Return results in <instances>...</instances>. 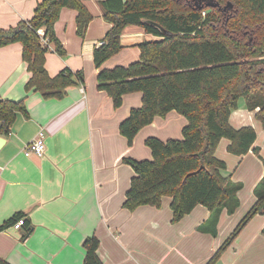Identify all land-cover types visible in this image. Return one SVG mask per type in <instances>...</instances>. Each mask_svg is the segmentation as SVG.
<instances>
[{
  "label": "trees",
  "instance_id": "16d2710c",
  "mask_svg": "<svg viewBox=\"0 0 264 264\" xmlns=\"http://www.w3.org/2000/svg\"><path fill=\"white\" fill-rule=\"evenodd\" d=\"M216 1L220 4L225 0ZM230 1L234 9L225 23L218 8L197 9L188 4L189 0H98L102 16L111 27L92 52L98 70L96 88L108 94L114 108L121 106L125 94L141 93V104L132 107L118 126L127 144L131 146L139 130L157 116L175 111L187 120L180 139L145 138L150 159L122 158L133 171L123 208H158L166 195L170 198L171 220L177 222L195 206L203 205L209 211L206 223L214 233L221 211L233 213L238 207L241 185L221 175L225 164L215 156V150L226 138L232 154L242 157L249 151L259 152L254 146V128H234L229 117L242 96L247 109L254 111V117L264 125V0ZM62 8L77 12L76 34L84 38L93 15L82 0H39L30 19L0 27V47L16 42L22 45L21 58L29 73L26 93L35 90L44 98H59L69 86L84 81L80 70L63 68L50 76L45 68L50 44L57 54L65 53L54 31ZM129 25L139 26L155 38L138 44L137 60L103 67L122 49L120 36ZM39 29H43L42 36ZM248 35L255 39L250 45L245 42ZM18 113L28 116L24 98H0L1 134L10 132ZM253 192L255 202L206 264H212L253 216L264 213V174ZM21 214L15 213L1 223L0 231ZM82 246V264H103L96 236L86 237ZM0 264L10 263L0 258Z\"/></svg>",
  "mask_w": 264,
  "mask_h": 264
},
{
  "label": "crops",
  "instance_id": "0c3cea01",
  "mask_svg": "<svg viewBox=\"0 0 264 264\" xmlns=\"http://www.w3.org/2000/svg\"><path fill=\"white\" fill-rule=\"evenodd\" d=\"M38 1L0 0V27L30 19ZM82 1L93 15L84 38L76 34L77 12L62 8L54 31L65 53L57 54L50 44L45 55L50 76L63 68L83 73V83L69 86L62 97L44 98L35 90L26 93L29 73L21 58V43L0 47V98H24L28 114L18 113L10 132L0 133V224L15 213H22L18 219L23 220L18 229L13 227L17 219L0 231V258L10 264H82L83 240L94 235L103 264H205L219 247L216 237L209 235L216 229L213 233L207 225L205 207L195 206L175 224L169 222L170 200L164 205L170 210L166 220L161 214L164 206L141 205L132 211L122 207L133 174L122 158L138 157L134 146L141 134L145 140L146 132L158 129L159 118L165 116L141 128L131 146L119 133V123L132 107L141 104V93L140 97H131L135 92L125 94L121 106L114 108L108 94L96 88L98 70L92 52L111 24L103 18L98 0ZM153 38L139 26H126L120 36L122 49L103 67L137 60L138 44ZM253 112L248 111L247 121L256 119ZM234 116L229 117L234 128L253 127L245 123L243 112ZM40 130L44 133L43 156H25L24 145ZM255 222L257 227L242 245L240 235ZM263 227L264 215L257 214L233 241L235 248L242 245L246 249L261 240L257 254L261 262ZM188 234L193 236L190 241Z\"/></svg>",
  "mask_w": 264,
  "mask_h": 264
},
{
  "label": "rangeland",
  "instance_id": "374dc122",
  "mask_svg": "<svg viewBox=\"0 0 264 264\" xmlns=\"http://www.w3.org/2000/svg\"><path fill=\"white\" fill-rule=\"evenodd\" d=\"M228 3L232 5L231 8L227 7ZM220 7L221 9H219V11L222 14L223 21L226 23L228 21L229 15L232 14L231 12L234 9V4L230 0H225L223 2H220ZM224 7H226V9H223ZM253 41H255V39L252 35H248L246 37L245 42L247 44L250 45ZM260 57L261 56H259V58ZM255 58L256 57H252V59H255ZM135 93L136 94H131V97L133 96L140 97L139 92H135ZM248 111L249 110L246 107L245 100L241 96L237 99V107L234 110H232L231 114L233 117H235L234 115H238L239 112H243L245 114V118H246L245 123L249 125H253V128L256 131V140H255L254 146L259 148V152L254 153L252 151H249L247 154H245L242 157L232 154L228 152L227 150L229 141L226 138H222L218 142V145L215 150V156L218 159L222 160L225 164V167L221 169L220 171L221 175L224 177H230L232 181L238 182L241 185V188L237 193V196L239 199V205L237 209L233 213H228L226 209H223L216 223L217 225L215 228L216 229L215 234L214 235H212V233L209 234L210 236L216 237L215 241L219 242V247L222 245L225 239L232 233V231L235 229L237 224L240 222V220L244 217V215L250 209L252 204L255 202V195H254L253 189L264 174V163H263L264 161V125L260 121L256 119H252V118L251 120L247 121V117L249 115ZM253 115H254V112H253ZM158 121H160L159 123L160 127L151 132H146L147 134H149L148 136L158 137L156 134H159L163 136V137H158L161 140H166L168 138H172V139L182 138L181 130H182V127L187 123V120L185 119V117H183L182 115L178 114L175 111H172V112H169L165 116V118H159ZM232 124L234 126L236 125V123L234 122ZM134 147H135L134 153L136 154V156H138V157H134L135 159H150L151 158V151L144 144L143 134H141L138 142H136V146ZM146 154H148L147 157L145 156ZM130 171L132 174L133 171L131 167H130ZM169 200L170 198L168 196L166 195L162 196L160 206L163 207L165 203L169 202ZM162 211L163 212H161V214L163 215L164 220H166L168 215H165V213L170 212V210L164 206ZM260 215H264V213ZM253 217L240 230L239 234L249 224V222L253 219ZM171 218L169 222L173 224L178 222V221L172 222ZM218 225H219V230L217 227ZM256 227H257V223L255 222L251 224V226H249L248 231L244 230L245 231L244 234L240 235L242 238V242H241L242 245L244 246L246 245L245 243L248 240V236L253 232V230H255ZM261 233L262 235L264 234L263 229ZM192 237H193L192 235L188 234L186 240L190 241ZM179 241H181V239ZM261 242L262 241L258 239L255 241V243L251 247H247L246 249H244V246L242 245L240 247L235 248L236 246L233 245V242H232L224 251L220 252V254L214 258L212 264H231L235 256H237V259H235L236 262L232 264H264V262H261L258 260L259 257L257 256V254L260 253L258 252L261 249L260 247H262V246H259ZM234 244L236 243L234 242ZM219 247H217V249H215L213 254L210 255L208 261L214 256V254L217 252ZM178 261L180 263L183 262V260H179V259ZM208 261H206L205 264Z\"/></svg>",
  "mask_w": 264,
  "mask_h": 264
},
{
  "label": "built area",
  "instance_id": "2783aa9c",
  "mask_svg": "<svg viewBox=\"0 0 264 264\" xmlns=\"http://www.w3.org/2000/svg\"><path fill=\"white\" fill-rule=\"evenodd\" d=\"M38 34L42 36L43 29H39ZM42 42L45 43V40L42 39ZM44 151H45L44 133L42 130H40L37 136L33 140H31L30 142L24 145L23 153L27 157L30 156L42 157ZM22 224H23V220L18 219L16 223L13 225V227L14 229H18L21 227Z\"/></svg>",
  "mask_w": 264,
  "mask_h": 264
},
{
  "label": "water",
  "instance_id": "95a60500",
  "mask_svg": "<svg viewBox=\"0 0 264 264\" xmlns=\"http://www.w3.org/2000/svg\"><path fill=\"white\" fill-rule=\"evenodd\" d=\"M228 8H231L232 5L231 4H227ZM197 9H202L203 7H209V8H221L220 4L218 1L216 0H196V6ZM223 9H226V7H224ZM0 144H1V139H0Z\"/></svg>",
  "mask_w": 264,
  "mask_h": 264
},
{
  "label": "flooded vegetation",
  "instance_id": "af4514ba",
  "mask_svg": "<svg viewBox=\"0 0 264 264\" xmlns=\"http://www.w3.org/2000/svg\"><path fill=\"white\" fill-rule=\"evenodd\" d=\"M188 4L189 5H194V7H195L196 6V0H189ZM218 9H221V8H218Z\"/></svg>",
  "mask_w": 264,
  "mask_h": 264
}]
</instances>
